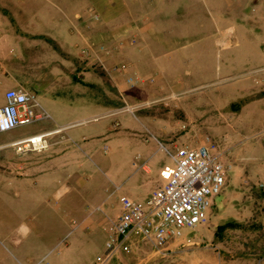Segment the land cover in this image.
<instances>
[{"label":"crops","instance_id":"1","mask_svg":"<svg viewBox=\"0 0 264 264\" xmlns=\"http://www.w3.org/2000/svg\"><path fill=\"white\" fill-rule=\"evenodd\" d=\"M95 1L0 0V107L6 103V93L14 89H24L34 93L40 103V108L35 109L37 119L32 124L27 125L32 127L25 129L27 126H22L6 133L0 137V146L9 145L17 140L43 132L65 129L55 136V142L59 141V143L54 146L52 151L45 155L29 156L26 158V162L17 166L18 170L16 171L21 178L14 180L12 176L11 179L6 177L3 181L10 180L17 188L29 186L34 181L26 179L29 176L28 173L36 170L40 175V171H46L45 164L42 162L48 158L47 164L50 168L47 170L54 169L55 173H70L68 178L65 175L64 178L58 176L52 180L51 182L54 183L55 187L58 186L59 182L65 181L72 186L78 185L84 188L85 197H93V193L90 194L87 191V178L80 179V183H77L79 181L77 179L78 174L74 175L72 172L79 171L78 162L80 159L84 169L82 172L87 173L89 178V173L94 169L95 161L84 163L85 161L81 156L88 155L91 156V159L99 161V158H105L108 154V142L112 140V122L104 119L110 109L109 101L103 94L104 91H107L101 89L105 99L103 98L100 102L70 99L68 95L72 85L69 83L68 89H62L65 85L62 82L67 79L68 75H73L70 69L74 67L73 61L76 60L75 56H78V51L83 46V49L86 50L88 45L95 44V42L88 40L87 25L92 24L91 26L94 27L99 25L107 28L114 21L110 19V12L114 13L116 6H118L117 21L120 23V27L125 28L121 31L123 35L119 39L122 40L124 47L123 52L118 55V60L129 62V60L139 58L142 61L140 67L145 72L143 73L139 69L144 76L138 72L141 74L139 77L142 80L132 84L129 79H135L139 74L134 77L135 71H132L133 74L129 73V76V74L120 73L116 70L115 72L120 74L118 75L119 91L122 93L124 91L126 94L133 88V92L140 93L139 97L145 98L147 96L148 99L157 100L168 95L169 92L189 93L194 89L212 87L214 89L211 91L213 95L209 93L208 97L203 95L197 100L195 106L198 107V121L201 119L203 123L207 124H226V126L218 128L216 132L220 134L221 138L222 134L228 133V135L223 136L222 141H226L224 143L227 144L225 150H229L228 156L229 159L233 158V165L226 160L225 151L218 153L216 149L212 150V154L225 166L227 184L223 193L214 198L213 206L207 214L208 222L197 229L185 231L182 242L185 245L183 250H173L170 243L166 252L168 255L164 257L159 254L156 248L142 246L136 241L132 250L126 252V257L132 261L126 262L124 256H121L117 264H157L154 258L172 259L175 257L174 255L178 256L179 253L188 257H190L189 253H192L197 257V253L198 255L202 253L200 247L202 243H205L209 238L216 240L226 232L227 229L224 232H218L221 226L232 224L238 229L245 228L247 218L249 222L255 221V216L258 217L259 215L258 207L261 204V192L257 190L262 189L264 185V0H209L212 8L217 12L215 14L219 22L231 21L223 27L218 24L217 32L209 41L205 39L204 33L206 34V32L201 31L206 27L205 24L198 21L195 25L196 30L191 36V33L188 32V28H190L189 17L186 21H181L183 30L181 33H177L179 39L176 40L179 44L210 42L216 46L219 41L220 45L228 42L234 43L232 49L221 54L216 52L214 56L212 55L211 59L216 60V66L213 69L209 71L204 65L201 69L198 68V72L196 70L194 73H191L189 69H178L176 73L172 72L168 69L165 58L162 62H158L155 58L156 52L154 54L149 46V49L145 47L143 50H134V47L128 43L129 37L125 35L129 33L131 36L127 29L137 25V27L152 29L146 34L142 33L145 31L144 29L141 30L139 35L143 38L139 42L145 41L144 36L151 38V41L161 37L165 39L167 36L165 29L170 27L169 20L164 18V12L169 11L166 7L168 0H155L157 6L150 11V19L147 21L142 20L140 14H131L127 9L126 0H118V5H114L111 0H98L101 4L100 11L98 10L101 15L97 13L100 15H98L99 20H95L93 14L90 17L91 13L97 12L90 4V2ZM195 2L198 5L199 2L207 1L195 0ZM188 3L189 0H181L182 6L188 5ZM137 19L139 24H137ZM104 32L107 31H98L97 34L99 35L97 36L104 39ZM131 32L138 35L137 30ZM147 42H149L148 39H146ZM96 47L97 45L94 48ZM182 48L183 46H181ZM131 49L133 50L131 51L133 57L129 55L131 53H128ZM109 57L110 55L107 54L102 59L108 60ZM95 58L97 59V56ZM144 63L149 67L146 71L142 66ZM140 67L139 64L133 66L134 69ZM69 70L70 72H68ZM83 76L85 73L76 72L73 79L80 80ZM175 81L176 87H174ZM193 81L195 84H192ZM62 92H66V94L62 95ZM60 103L65 106L66 112L75 113V118H77L63 125L57 123L59 126L43 123V120L47 118L46 115L53 119L49 109L54 110ZM125 103L126 100H124V105ZM187 105V109L190 111L189 108L193 104L189 105L188 103ZM128 107L131 108L130 105ZM100 115L101 117H98L95 125L89 127V125L85 126L86 124L82 123L90 117ZM118 119L119 122H122L120 135L125 139L121 143L124 146L123 152L125 153L128 149V145L134 147V154L130 160V173L121 178L117 184L118 198L113 200L101 197L100 204L95 202L100 207L92 208L89 211L84 209L79 214L84 224L93 219L95 221L101 219L104 230L113 220L109 216L112 207H116L117 211L119 210V213L115 212V214L118 213L116 217L121 214L120 198L122 196H128L135 201H147L154 191L168 183L176 166L172 155H170L171 152L176 151V147L168 149L160 145L158 141V134L160 133L156 130L151 131L146 128L143 130L138 126L139 124H137L139 129H136V121L144 120V117H135L124 113L119 115ZM141 122L139 121V123ZM132 132H137L138 136H135L136 134L132 136ZM210 133L215 138V130H211ZM228 142H233V145ZM217 146L221 147L219 144ZM36 181L38 184L39 182L42 183V188L46 193L47 182L45 178ZM61 194L62 191L59 192L58 196ZM66 200L71 203L66 209L73 213V210L77 208L74 207L75 203L71 199ZM83 200L86 199L83 198ZM100 210L102 211L99 212ZM76 224L78 223L74 221L73 225ZM21 231L27 233L28 228L23 226ZM82 232L83 229L79 230V233ZM106 236L107 242V233ZM203 248L206 249V246ZM216 249H218L217 246L214 248L208 246L207 250H211L209 255L195 264H223L221 252L215 253L214 250ZM188 257L186 260L189 259Z\"/></svg>","mask_w":264,"mask_h":264},{"label":"rangeland","instance_id":"2","mask_svg":"<svg viewBox=\"0 0 264 264\" xmlns=\"http://www.w3.org/2000/svg\"><path fill=\"white\" fill-rule=\"evenodd\" d=\"M168 1L166 7L169 11L164 12V18L169 20L170 27L165 29V32H167L165 39L161 37L154 38L155 40L151 41V38L144 36L149 42L146 43V39L143 43L139 42L142 41L143 38L139 35L140 31L144 29L146 32L144 31L142 33L146 34L151 32L152 29L141 28L136 25L127 29L130 31L131 36H129V33L125 34L129 37V45L134 47L136 51L143 50L145 47L149 49L150 47L154 54L156 52V60L162 62L165 58L164 60L168 69L174 73H176L178 69H189L191 73H194L196 70L198 72V68L201 69L204 65L210 71L216 66V60L213 61V59H211L212 55L214 56L216 52L221 54L224 51L232 49L234 43L228 42L224 43V45H220L219 41L216 46L210 42L179 44L176 40L179 39L177 33H181V30H183L181 28V21H186L187 17H189L190 28H188V32L191 33V36L196 30L195 25L198 21L205 24L206 27L201 31H203V33L206 32L204 35H206L205 39L208 41L213 39L214 34L217 32L218 24L223 27L231 23V21L219 22L215 14L217 12L212 8L209 0H206L207 2H199L198 5L195 0H189L188 5L185 6H182L181 0ZM111 2L114 3V5H118V0H111ZM126 3L128 5L127 9L131 14H140L142 20L146 21L150 19V11L154 10L157 6L155 0H126ZM90 4H92L93 9L97 11L91 13L90 17H92V14L99 15L101 8L100 2L96 0L95 2H90ZM163 7L164 9L166 8L165 3ZM117 9L118 6H116L114 13H112V11L110 12V19L114 21L111 22L107 28L100 27L98 24H96L98 27L91 26L92 24L87 25V30L89 31L87 37L89 41L95 42V44L90 42L92 43V45H90L91 47L94 48L95 45H97V47L93 49L96 53L87 55L83 46L80 51H78V56H75L76 60L73 61L74 67L70 69L73 75H68V80L66 79L62 82L65 83L62 89H68L69 83L72 85L68 95L70 99H81L85 101L94 100L95 102H100L103 98L105 99V96H102L101 89L107 91H104L103 94L106 95L109 101L110 109L104 116V119H108L112 122V140L108 142V154L105 158H99V161L93 158L91 159V156L88 155L81 156L85 161H82L84 163H92L95 161L93 166L94 169L89 173V178L87 173L82 172L84 169L82 168L83 163H81L80 159L78 162L79 171L76 173L72 172L74 175L78 174L77 179L79 181H77V183H80V179L87 178V191L90 194L93 193V197H85L84 188L78 185L72 186V184L65 181H62L63 183L59 182V184H57L58 186L55 187L54 183L51 182L52 180H55L58 176H63L64 178L65 175L68 178L70 173H55L54 169L47 170L50 168L47 164L48 158H45L42 162L45 164L46 171H40V175H38L36 170L28 173L29 176L26 179L34 181L29 186L17 188L14 187L10 180L3 181L6 177L11 179L13 176L14 180L21 178L16 171L18 170V165L26 162V158L29 156L45 155L52 151L54 146L58 145L59 141L55 142L53 139V145L49 150L41 153H31L27 156L18 155L13 149L0 151V264L104 263L102 260L105 257L107 232L102 227L103 222L101 219L96 221L93 219L84 224L79 214L80 211L84 209L89 211L92 210V208H97L99 205L96 203L100 204L104 197L113 200L118 198L119 189L117 188V184L120 182L121 178L126 177V175L130 173V160L134 154V147L128 145V149L125 151L127 155L123 152L124 146L121 143H123L125 139L120 135L122 122H119V115L126 113L127 115L135 117H144V120L139 119L136 121V129H139L138 126H140L143 130L158 131L160 133L158 134V141L164 148L174 149L177 146L185 145L196 148L203 145H210V147L216 149L218 153L225 151L226 160L232 163L233 158L229 159L228 156L229 150H225L227 148V144H224L226 141H222L223 136L228 135V133L222 134L221 138L220 134L216 132L218 128L226 126V124H207L203 123L201 119L198 121V107L195 106L197 100L203 95L208 97V94L214 91L212 87L194 89L189 93L169 92L168 95L158 98L157 100L148 99L149 97L147 96H145V98L139 97L140 93L133 92V88L126 94L124 91V94L119 91L118 75L120 74L115 72L118 68L122 69V73L125 74H133L132 71H135L134 77L143 71L140 67L142 61L139 58L131 61L129 60V62L118 60V55L123 52L124 47L122 40L119 39L121 35H123L121 31L125 28L119 26L120 23L117 21ZM136 21L137 24L140 23L138 19ZM101 30L107 31L104 32V39H102L101 36H97L99 35L97 32ZM134 30H137L136 33H138V35H134V32H131ZM153 31L155 32L156 30L154 29ZM181 46H183V50ZM132 49L129 51L127 50L128 53H131L129 54L130 56H132L133 53L131 52L133 51ZM107 54L110 55L109 59H102L105 58ZM93 56H97V59ZM134 64H139L140 68L134 69ZM142 66L145 71L149 68L146 63ZM139 69H141L142 72ZM70 70L68 72H70ZM76 72L85 73V76L80 80L76 78L73 79L74 73ZM113 75L117 77L114 78ZM139 76H141V74L137 77L142 80ZM176 84L175 81L174 87H176ZM192 84H195V82L193 81ZM65 94L66 92H62V95ZM124 100H126L125 105ZM153 101H157V103L151 106H146V104L142 105L144 102H150L149 104H151ZM188 103L189 105L193 104V106L189 108L190 111L187 109ZM129 105L135 110H129ZM64 107L65 106H62L60 103L54 110L50 108L49 113L52 115L53 119L47 117L43 120V123L55 125L59 123L63 125L64 123L75 120L77 118H75V113L66 112ZM98 117H101V115L90 117L81 122L84 125L86 124L85 126L89 125L90 127L97 123ZM139 121H144V123H139ZM137 124L139 125L137 126ZM57 126L59 125L57 124ZM30 127L32 126H27L25 129ZM211 130H215V138L211 136ZM136 133L137 132H132V136ZM5 134L6 133L1 134L0 137H3ZM146 135L148 136V133ZM135 136H138V134ZM233 142L228 143L233 145ZM218 144L221 147H218ZM33 161L36 160L33 159ZM41 178H45L47 182L46 193L44 188H42V183H36V180H41ZM263 189L264 186L262 189L259 188L257 190L261 192V204L258 207L259 215L258 217L255 216V221L249 222L247 218L245 221V228H228L226 232L216 240L213 238L207 239V241L200 246L202 253L199 255L197 253V257L192 255V253H189L190 255L188 254L190 257L179 253L178 256L174 255L175 257L172 259L156 257L154 260L157 261V264H195L197 261L209 255L208 253L211 250H207L208 246L212 248L217 246L218 249L214 251L218 254L221 252L223 264H264ZM61 191L62 194L58 196ZM83 198L86 200H83ZM66 199H71L73 203H75L74 207L77 208L73 210V213L68 212L66 209L71 204L70 201L68 202ZM101 211L102 210L99 212ZM115 212L119 213L116 207H112L111 211H109V216H111L113 220L116 219V215L118 214H115ZM74 221L78 223L76 224L78 227L73 225ZM23 226L28 228L27 233L21 231ZM81 229H83V232L79 233ZM182 242L183 237L172 241L171 246L173 250H183L185 245L182 244ZM204 246H206V249L203 248ZM126 255L127 253L125 252L117 254L113 261L108 264H117L121 256H124L126 262L132 261V259L126 257ZM186 257L189 259L186 260Z\"/></svg>","mask_w":264,"mask_h":264},{"label":"built area","instance_id":"3","mask_svg":"<svg viewBox=\"0 0 264 264\" xmlns=\"http://www.w3.org/2000/svg\"><path fill=\"white\" fill-rule=\"evenodd\" d=\"M93 18L99 20L96 14ZM93 49L88 46L85 53H96ZM117 70L123 72L120 68ZM140 80L138 77L129 79L132 84ZM5 99V105L0 107V135L30 125L37 119L35 109L40 108V103L34 93L14 89L6 93ZM149 103L142 105L151 106L157 101ZM63 130L26 137L0 146V151L13 149L21 156L41 153L52 147L53 139ZM212 150L210 145L176 147L175 152H169L176 166L164 187L154 191L147 201H135L128 196L120 198L122 212L106 227L108 238L103 264H108L117 254L130 252L136 241L142 246L156 248L166 257L172 241L182 238L186 230L197 229L208 222L207 214L214 198L223 193L227 184L225 166Z\"/></svg>","mask_w":264,"mask_h":264},{"label":"trees","instance_id":"4","mask_svg":"<svg viewBox=\"0 0 264 264\" xmlns=\"http://www.w3.org/2000/svg\"><path fill=\"white\" fill-rule=\"evenodd\" d=\"M234 227V225H232V224H230V225H225V226H221L220 228H219V230H218V232L220 233V232H224L226 229H228V228H233ZM235 228V227H234Z\"/></svg>","mask_w":264,"mask_h":264}]
</instances>
